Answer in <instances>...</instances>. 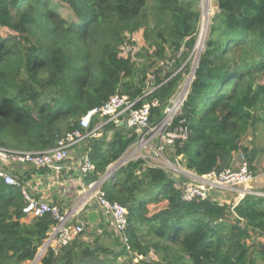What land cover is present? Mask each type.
<instances>
[{
	"label": "trees",
	"instance_id": "obj_1",
	"mask_svg": "<svg viewBox=\"0 0 264 264\" xmlns=\"http://www.w3.org/2000/svg\"><path fill=\"white\" fill-rule=\"evenodd\" d=\"M62 1L71 20L53 0H0L1 147L55 148L60 136L117 92L136 101L135 107L158 99L151 111L157 123L182 80V72L161 75L157 60L168 47L176 53L185 46L183 59L194 48L201 0ZM216 1L205 49L175 120H186L189 137L170 152L197 175L224 169L241 151L253 163L255 134L264 123V0ZM141 30L145 43L135 61L122 57L125 37ZM150 72L158 86L144 96ZM102 120L95 114L90 128ZM250 134L252 149L243 144ZM138 136L133 128L105 124L103 136L89 141L96 169L87 183L98 180ZM182 180L142 158L129 161L102 188L128 209L131 251L112 232V244L99 236L87 239L86 232L58 252L48 248L40 264H258L260 258L264 264V241L250 232L264 237V196L247 194L235 205L244 227L227 204L183 200ZM162 202L151 213L150 206ZM24 206L21 189L0 177V264L33 261L54 223L50 213L28 217Z\"/></svg>",
	"mask_w": 264,
	"mask_h": 264
},
{
	"label": "built area",
	"instance_id": "obj_2",
	"mask_svg": "<svg viewBox=\"0 0 264 264\" xmlns=\"http://www.w3.org/2000/svg\"><path fill=\"white\" fill-rule=\"evenodd\" d=\"M204 1L206 4L205 6L204 4L202 5L204 12L202 13L201 11L197 39L193 48V53L198 52L197 61H195L191 76L182 85L178 86L176 93L165 107L164 116L157 123L151 121V111L159 105L158 99L146 101L141 106L135 107L136 101H130L126 95H121L117 92L111 95L101 107L95 108L83 116L80 119L79 127L60 136L55 148L46 151L20 152L0 146V177L5 183L21 189L25 200L24 213L30 218L50 213L54 219L48 236L36 256L37 260L41 259L48 248L58 252L61 247L68 245L82 233H86L87 223L78 219V210L76 209L63 212L59 204L34 197L26 189L23 180L10 170L11 162H20L35 168H59L62 163L68 160L71 148L74 145L85 139L90 140L94 137H101L103 126L108 122H112L117 127L127 126L133 128L139 135L135 143L126 150L119 161L117 160L118 163L114 166L116 167L115 169H119L131 160L142 158L147 165L161 167L168 173L173 170H181L173 163H179L181 157L177 156L175 161H173L169 151H173V147L178 141L182 143L189 137V127L186 120L181 119L178 123H175V120L182 113V106L194 78L199 57L205 49L211 18L215 13L211 14L209 0H201V3H204ZM186 50L187 48L182 46L178 52L170 55L172 56L171 59H168L169 56L159 62L157 69H161L162 66L166 67V69L162 68L163 70L160 74L165 75L166 70H173L176 62ZM178 73L180 72H173V75ZM156 81L157 74L150 72L147 76L144 96L151 94L157 88ZM95 114L106 120L100 121L91 129V120ZM252 140L253 136L250 134L246 137V142L244 141L243 144L252 149ZM89 151L90 149L87 148V151L81 156L79 171L82 175H88L96 169L95 163L89 156ZM183 174L185 175L181 181V198L183 200L212 199L224 205L227 203L221 198L214 196V193L233 191L235 192L234 204H227L229 213L233 217L241 219L242 223L244 219L235 213V205L247 194H260L259 191H254L249 186L256 179V173L247 151H241L231 160L229 166L220 171L213 170L205 175H197L193 171L187 170ZM169 175L171 174L169 173ZM103 183L100 184L97 181L89 183L88 188L91 193L86 194L96 200L103 215V225H107L110 222L111 232L119 238L121 246H125L131 251V244L127 235L129 224L128 209L126 206L116 201H110L107 198L106 192L102 188ZM100 233L96 231V234Z\"/></svg>",
	"mask_w": 264,
	"mask_h": 264
},
{
	"label": "crops",
	"instance_id": "obj_3",
	"mask_svg": "<svg viewBox=\"0 0 264 264\" xmlns=\"http://www.w3.org/2000/svg\"><path fill=\"white\" fill-rule=\"evenodd\" d=\"M104 135L110 137L112 132H104ZM89 141V139H85L74 145L71 148L68 160L62 163L59 168H35L28 164L12 161L10 170L23 180L26 189L34 197L59 204L63 212H67L71 209L78 210V219L87 223L86 232L89 233V235H85L87 239H91L92 236H99L101 239H104L107 244H112L113 235L111 234V223L109 222V224L103 225V215L96 200L92 197H88L86 194L91 193L88 188L87 176L82 175L79 171L81 156L87 151ZM112 166L113 164H111L107 170L111 169L114 175L118 169ZM103 175H101L99 179ZM234 195L235 192L233 191L214 193V196L221 198L225 203L230 205L234 204ZM91 211H97L98 213V218L95 223L91 222L89 219L88 213ZM96 231L101 233L96 234ZM38 264H40V260Z\"/></svg>",
	"mask_w": 264,
	"mask_h": 264
},
{
	"label": "rangeland",
	"instance_id": "obj_4",
	"mask_svg": "<svg viewBox=\"0 0 264 264\" xmlns=\"http://www.w3.org/2000/svg\"><path fill=\"white\" fill-rule=\"evenodd\" d=\"M203 1V0H202ZM54 3H57L61 6V12L64 16H66L69 20L72 19V12L71 10L68 8V6L62 1V0H53ZM204 4L205 6V1L204 3H201V11L202 13L204 12L202 5ZM209 6L211 9V14L213 12H215L216 8H217V1L216 0H209ZM2 33L4 35L6 34H14L13 31L9 30V29H2ZM131 39H128V36L125 37L126 39V44H124V49L122 52V57H132V59L135 61V53L137 51H139V49L144 45L145 41L143 38V32L142 30L133 34L132 36H130ZM135 43V44H134ZM129 48H131V50H129ZM188 50V49H187ZM187 50L185 52H187ZM192 49L190 52H188L186 54V56H183L181 59H179L176 62V65L174 67L173 70H171V72H182V80L179 83V86L182 85L185 81L188 80V78L191 76V73L193 71L194 65H195V61H197L198 58V52H194L193 53ZM174 53V51H172V49L170 47L167 48V53L166 56L164 58H160L158 59V63L163 61L164 59L168 58L170 55H172ZM172 56H170L168 59H171ZM137 60L136 62H140V59L138 60V57L136 56ZM181 62V63H180ZM180 63V64H179ZM183 67V68H182ZM163 69H166L165 66H162ZM161 68V69H162ZM162 69V70H163ZM182 69V70H181ZM169 70V69H168ZM166 70V72L168 71ZM170 72V71H169ZM261 82H264V77L262 78ZM256 140H255V145L257 146L256 148V157L255 160L253 162V166L255 168V173H256V179L250 183V187L253 188L254 191H259L260 194H255V195H259V196H264V123H261L257 133L255 134ZM247 141H249L247 139ZM246 142V141H245ZM170 153V151H169ZM168 153V155H170ZM180 160V159H179ZM119 161V160H118ZM118 161L113 163V166H116V164L118 163ZM173 161H175L173 159ZM177 167H179V169L181 170H173L172 172H169L174 178H183L185 175L183 174L184 172L187 171V169L180 163L177 162H173ZM165 206V202L159 203V204H153L150 206V211L151 213L154 211H157L158 209H161ZM243 226L246 227L247 223L246 221H243ZM251 234H252V238L254 239H259L260 241H264V237L259 236V234L257 232H253V230H250ZM253 240V239H251ZM250 239H247V241L250 243L251 241ZM121 261H123L122 258H120ZM39 260H37L36 258L33 261H28L25 264H38ZM258 264H263V262L261 261V258L258 259Z\"/></svg>",
	"mask_w": 264,
	"mask_h": 264
},
{
	"label": "water",
	"instance_id": "obj_5",
	"mask_svg": "<svg viewBox=\"0 0 264 264\" xmlns=\"http://www.w3.org/2000/svg\"><path fill=\"white\" fill-rule=\"evenodd\" d=\"M112 175H113V171H111V169H109L105 172V174L97 182L101 184V183L111 179ZM88 216H89L90 221L95 223L97 221V218H98V213H97V211H91L88 213Z\"/></svg>",
	"mask_w": 264,
	"mask_h": 264
}]
</instances>
